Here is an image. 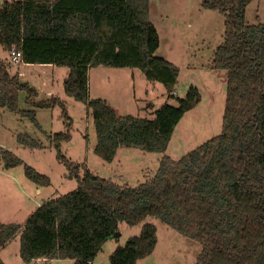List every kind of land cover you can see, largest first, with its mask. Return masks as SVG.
<instances>
[{"label": "trees", "instance_id": "16d2710c", "mask_svg": "<svg viewBox=\"0 0 264 264\" xmlns=\"http://www.w3.org/2000/svg\"><path fill=\"white\" fill-rule=\"evenodd\" d=\"M252 1L201 0L203 9L225 19L223 42L211 62L227 73L223 129L179 159L164 155L156 174L137 186L120 185L67 159L61 145L71 139L73 121L65 104L54 96L31 101L36 108L63 109L66 131L51 142L78 187L43 203L23 226L0 222V249L20 231L26 263L44 258L93 264L122 222L136 226L154 217L201 244L195 264H264V23L246 22ZM149 12V0H13L0 6V48L21 52V63L69 68L64 92L85 104L95 125V153L106 162L119 148L165 154L178 123L201 102L199 89L190 86L176 106L162 104L150 119L120 115L106 99L90 97L89 70L97 66L138 68L174 97L180 68L155 56L161 40ZM24 89L37 94L0 58V107L17 112ZM20 113L39 126L34 109ZM19 135L20 144L42 148L30 135ZM1 159L7 169L23 164L9 150L1 151ZM24 171L38 186L51 185L34 167L25 164ZM157 243V228L144 223L140 235L112 252L110 263L139 264Z\"/></svg>", "mask_w": 264, "mask_h": 264}, {"label": "rangeland", "instance_id": "374dc122", "mask_svg": "<svg viewBox=\"0 0 264 264\" xmlns=\"http://www.w3.org/2000/svg\"><path fill=\"white\" fill-rule=\"evenodd\" d=\"M5 1L0 0V6ZM150 19L155 24L160 47L155 56L165 58L180 68L174 97H168L164 85L148 81L138 68L93 67L89 71V94L92 98L106 99L120 115L152 119L162 104L177 105L190 86L201 93V102L186 112L178 123L165 154L136 148H119L116 158L106 162L95 153L96 130L85 104L67 96L63 83L69 73L65 66L26 64L12 61L9 51L0 48V58H6L12 73L20 72L23 82L37 90L19 92L17 112L0 107V222L23 226L31 214L45 202L59 199L78 187L77 179H70L68 170L57 159V150L51 138L66 131L63 109L36 108L39 102L51 97L60 98L72 118L71 139L61 145V151L72 162L85 164L94 174L113 180L120 185L137 186L153 177L164 155L179 159L185 154L221 133L227 98V73L212 68L211 62L223 42L225 19L218 11L205 10L201 0H149ZM246 22L264 23V0L252 1L246 9ZM30 96V97H29ZM36 111L39 126L20 111ZM28 134L42 148L19 143V134ZM9 150L23 160V164L5 168L1 151ZM28 164L47 175L51 185L38 186L26 176ZM83 172L81 171V174ZM41 189V193H38ZM144 223L157 228L158 243L154 252L139 264H195L202 246L154 217L136 226L122 222L119 237L110 238L94 260V264H111L109 257L120 245L138 236ZM20 231L0 249L5 264H29L20 256ZM44 264H73V259L46 260ZM42 264V263H40Z\"/></svg>", "mask_w": 264, "mask_h": 264}, {"label": "built area", "instance_id": "2783aa9c", "mask_svg": "<svg viewBox=\"0 0 264 264\" xmlns=\"http://www.w3.org/2000/svg\"><path fill=\"white\" fill-rule=\"evenodd\" d=\"M10 56H11L12 61L19 62L21 59V52L17 51L16 49H13L10 52Z\"/></svg>", "mask_w": 264, "mask_h": 264}, {"label": "crops", "instance_id": "0c3cea01", "mask_svg": "<svg viewBox=\"0 0 264 264\" xmlns=\"http://www.w3.org/2000/svg\"><path fill=\"white\" fill-rule=\"evenodd\" d=\"M22 64V63H21ZM49 67H54V65H49ZM90 71V70H89ZM67 75H68V73H67ZM67 77V76H66ZM40 187V186H39ZM38 193H41V189H38ZM39 206H41V204L40 205H38V207ZM47 261L44 259V258H41V259H38V260H33L31 263H29V264H40V263H42V264H44V263H46ZM93 264H94V262H93Z\"/></svg>", "mask_w": 264, "mask_h": 264}, {"label": "water", "instance_id": "95a60500", "mask_svg": "<svg viewBox=\"0 0 264 264\" xmlns=\"http://www.w3.org/2000/svg\"><path fill=\"white\" fill-rule=\"evenodd\" d=\"M120 233L115 234V237H119Z\"/></svg>", "mask_w": 264, "mask_h": 264}]
</instances>
